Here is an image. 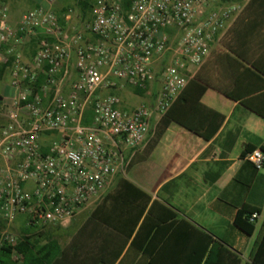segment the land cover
<instances>
[{
  "label": "built area",
  "instance_id": "1",
  "mask_svg": "<svg viewBox=\"0 0 264 264\" xmlns=\"http://www.w3.org/2000/svg\"><path fill=\"white\" fill-rule=\"evenodd\" d=\"M238 10L225 0H93L89 19L69 26L70 9L42 6L12 23L0 1V65L9 63L11 92L0 99V249L15 244L17 218L34 228L62 224L125 173L151 115L169 109ZM152 82L151 103L131 110L100 94ZM244 158L264 168L263 150Z\"/></svg>",
  "mask_w": 264,
  "mask_h": 264
},
{
  "label": "crops",
  "instance_id": "2",
  "mask_svg": "<svg viewBox=\"0 0 264 264\" xmlns=\"http://www.w3.org/2000/svg\"><path fill=\"white\" fill-rule=\"evenodd\" d=\"M4 1L12 23L36 6L52 8L50 0ZM226 2L238 3L239 10L214 36L156 138L162 116L151 115L125 173L62 224L27 227L22 218L11 224L19 234L34 235L38 245L52 241L53 264H185L200 253L196 232L225 246L239 264H251L264 230V168L255 170L244 157L264 150V0ZM32 39L22 48L25 59L32 54ZM7 77L6 69L0 99L11 94ZM156 90L152 82L140 95L129 88L100 94L117 95L120 108L131 110L150 104ZM216 126L204 140L201 134ZM120 177L135 191L117 195ZM242 207L257 211L250 236L232 223ZM257 260L264 263V253Z\"/></svg>",
  "mask_w": 264,
  "mask_h": 264
},
{
  "label": "trees",
  "instance_id": "3",
  "mask_svg": "<svg viewBox=\"0 0 264 264\" xmlns=\"http://www.w3.org/2000/svg\"><path fill=\"white\" fill-rule=\"evenodd\" d=\"M4 2V0H0ZM229 1V0H225ZM232 1V0H231ZM79 7V11L82 15H84L85 11L90 14L92 3L89 0L78 1L77 3ZM62 11L61 13H64ZM59 13V14H61ZM35 40L32 39L30 47ZM9 63L0 65V76L4 70H6ZM40 79L37 81L35 88H38L40 84ZM133 94H141L142 91L132 90ZM178 99V98H177ZM175 100L169 109L164 113L161 119L158 122L157 130L155 133V138L160 135L162 129L168 122L171 120L168 112L172 108L174 104H176ZM91 110L87 108L84 112L83 118L81 120L82 125H88L91 121ZM219 125V124H218ZM217 126L212 129V132L209 135L201 134L204 140H207L209 136H212L216 130ZM191 131L196 133V130L191 129ZM264 152V150H263ZM115 191L117 195L124 191H135V188L127 183L123 178H119L115 184ZM119 193V194H118ZM117 199L121 202L124 201L122 196H116ZM135 199H131L133 201ZM257 211L255 209L249 207H242L237 210L233 216V226L241 232L244 236H250L253 227L255 218H251V215H255ZM22 234L16 235V242L13 246L7 248L0 249V264H53V259L56 256V253H52V241H47L43 245H38L36 240L32 238L34 235H27L23 232ZM197 234V242L201 247L200 253L197 254L195 260L188 259L185 264H239V260L237 256L228 250L225 246L220 244L219 242L213 240L210 235L206 233L196 232ZM264 253V230L259 239V241L255 244L253 256L251 258V264H264L260 263L257 259L258 256ZM12 254H15V259L12 258ZM194 255V252H191Z\"/></svg>",
  "mask_w": 264,
  "mask_h": 264
},
{
  "label": "rangeland",
  "instance_id": "4",
  "mask_svg": "<svg viewBox=\"0 0 264 264\" xmlns=\"http://www.w3.org/2000/svg\"><path fill=\"white\" fill-rule=\"evenodd\" d=\"M78 1L82 0H51L49 1L50 4L52 5L51 10L56 12V13H61L62 11H66L67 9H70L71 11V20H70V25L69 26H78L79 24L83 23L84 21L89 19V13L85 11L84 15L81 14L79 11V7L77 5ZM91 3L93 0H89ZM7 2V1H4ZM22 10V9H20ZM26 10V9H25ZM23 11V10H22ZM9 78V77H7ZM127 91H124L125 96H130L128 89ZM21 218H17L13 224H18L20 223ZM24 222V221H23ZM10 232L13 235H19L20 232H16L10 229Z\"/></svg>",
  "mask_w": 264,
  "mask_h": 264
}]
</instances>
